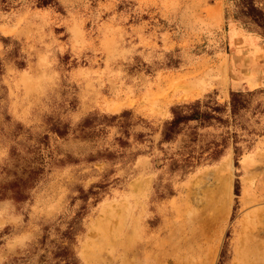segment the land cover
Wrapping results in <instances>:
<instances>
[{"label":"rangeland","instance_id":"rangeland-1","mask_svg":"<svg viewBox=\"0 0 264 264\" xmlns=\"http://www.w3.org/2000/svg\"><path fill=\"white\" fill-rule=\"evenodd\" d=\"M252 75L264 0H0V264H264Z\"/></svg>","mask_w":264,"mask_h":264},{"label":"crops","instance_id":"crops-1","mask_svg":"<svg viewBox=\"0 0 264 264\" xmlns=\"http://www.w3.org/2000/svg\"><path fill=\"white\" fill-rule=\"evenodd\" d=\"M259 75H252L250 77H240L239 78V87L240 88H249V89H256L262 87L264 85L263 78H260ZM264 77V75H262Z\"/></svg>","mask_w":264,"mask_h":264},{"label":"bare ground","instance_id":"bare-ground-1","mask_svg":"<svg viewBox=\"0 0 264 264\" xmlns=\"http://www.w3.org/2000/svg\"><path fill=\"white\" fill-rule=\"evenodd\" d=\"M209 71H210V70H209ZM190 74H191V73H190ZM180 76H181V75H180ZM186 76H187V75H186ZM209 77H210V76H209ZM190 79H191V78H189V80H190ZM176 80H177V79H176ZM200 80H201V78H200ZM178 81H179V80H178ZM178 81H176V82H178ZM180 82H181V80H180ZM187 82H188V81H187ZM196 82H197V81H196ZM198 82H199V81H198ZM181 83H182V82H181ZM167 84H168V83H167ZM191 84H192V83H191ZM191 84H190V85H191ZM174 86H175V85H174ZM181 87H182V84H181ZM184 87H185V86H184ZM172 88H173V86H172ZM165 90H166V88H165ZM163 91H164V90H163ZM170 91H171V90H170ZM168 93H169V92H168ZM174 94H175V93H174ZM190 95H191V94H190ZM169 96H170V95H169ZM182 96H183V95H182ZM208 172H209V171H208ZM212 208H213V207H212ZM214 208H215V207H214ZM210 210H211V209H210ZM217 211H218V210H217ZM209 212H210V211H209ZM213 214H214V211H213ZM213 214H212V215H213ZM217 214H218V212H217ZM213 216H214V215H213ZM205 218H206V217H205ZM208 218H209V217H208ZM208 218H207V220H208ZM213 218H214V217H212V218H210V219H213ZM204 220H205V219H204ZM217 220H218V219H217ZM217 220H216V221H217ZM206 222H207V221H204L205 224H206ZM210 222H211V221H210ZM214 222H215V219H214ZM262 223H263V222H262ZM262 223H261V225H262ZM208 225H209V223H208ZM257 226H258V225H257ZM262 227H263V226H262ZM262 227H261V229H263ZM256 229H257V228H256ZM256 229H255V230H256ZM262 231H263V230H262ZM259 232H260V231L258 230L257 233H259ZM260 233H262V232H260ZM263 233H264V232H263ZM261 236H262V235H261ZM261 236H260V234H259V237H261ZM125 238H126V237H125ZM123 239H124V238H123ZM263 239H264V237H263ZM263 239H261V240H263ZM125 240H126V239H124V241H125ZM255 242H256V241H255ZM257 242H258V241H257ZM118 243H119V242H118ZM250 243H251V242H249V244H250ZM125 244H126V242H125ZM253 244H254V243H253ZM261 244H262V243H261ZM263 244H264V243H263ZM254 245H255V244H254ZM257 245H258V243H257ZM122 246H123V245H122ZM251 246H252V244H251ZM255 246H256V245H255ZM261 246H262V245H261ZM261 246H260V248H262L264 245H263L262 247H261ZM257 247H258V246H257ZM118 248H119V247H118ZM123 248H124V247H122V250H123ZM181 248H182V247H181ZM183 248H184V247H183ZM253 248H255V247H253ZM263 248H264V247H263ZM119 249H120V248H119ZM255 249H256V248H255ZM256 250H257V249H256ZM255 252H256V251H255ZM258 252H259V251H258ZM262 252H263V251H262ZM262 252H261V253H262ZM113 254H114V253H113ZM114 255H115V254H114ZM119 255H121V254L119 253ZM124 255H125V254H124ZM259 255H260V254H259ZM259 255H257V256H259ZM116 256H117V255H116ZM190 256H191V255H190ZM190 256H189V257H190ZM259 257H260L261 260H262L264 256L261 257V255H260ZM187 258H188V257H187ZM121 264H122V263H121ZM170 264H171V263H170ZM172 264H174V263H172Z\"/></svg>","mask_w":264,"mask_h":264}]
</instances>
